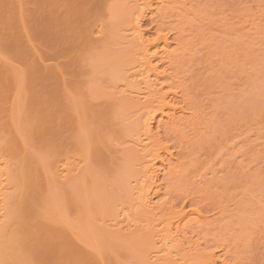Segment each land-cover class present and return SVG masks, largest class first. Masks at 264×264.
I'll use <instances>...</instances> for the list:
<instances>
[{"label": "rangeland", "instance_id": "rangeland-1", "mask_svg": "<svg viewBox=\"0 0 264 264\" xmlns=\"http://www.w3.org/2000/svg\"><path fill=\"white\" fill-rule=\"evenodd\" d=\"M135 1H83L86 12L81 18H92L88 27L94 31L97 44L89 57L80 58L77 51L51 57L50 48L59 44L54 37L39 36L41 44H33L44 61L32 71L46 93L54 92L51 98L58 108L63 109L66 102L81 106L88 98L92 109L103 115L100 121L89 115L87 118L92 125L85 130L67 122L65 140L85 141L86 154L90 158L76 162L78 170L69 175L72 179L68 184L65 179L56 182L53 207L57 211L52 209L47 215L42 213L29 222L27 237L33 235L35 228L39 229L33 244L34 258L42 264H53L60 257L72 254L76 245L86 252L100 248L115 260V264L154 263L152 254L160 246L158 243L152 244L153 240L149 239V242L143 243L144 240L135 246L117 242L113 235L124 225L111 228L112 220L120 210L129 207L131 202L126 195L131 194L134 176L140 172L139 167H134L137 156L133 148L137 137L131 133L126 139L117 138L125 126H132L140 119L138 115H131L134 110L120 108L119 100L124 90L121 77L136 69L135 59L127 55L132 28L130 15ZM181 1L187 3L184 9H175L170 4L160 6V9L164 7V18L160 23L158 20L162 15L156 14L148 15L142 21V28L149 31V37L156 35L155 30L162 29L172 44L176 39L181 42L180 47L173 45L172 48L173 70L180 90L186 96L185 101L189 102V112L198 119L194 123L185 121L187 124L179 129L163 132V141L177 155L175 159L181 158L184 165L181 170L176 169L174 173H178L173 174L174 180L171 176L168 181L164 178L158 182L163 188L161 195L165 193L163 197H153L154 202L167 201L177 211L183 208L186 212L198 210L203 222L207 218L210 224L206 220L195 227L192 222L189 232L193 233L189 235L207 251L221 255V259L225 257L228 264H264V0ZM35 8L32 3L27 5L29 11H35ZM23 41L25 39L20 45ZM4 44L8 43L4 41ZM63 47L71 48V45ZM34 53L30 52V57L24 61L26 53L19 48L2 49L0 90L7 94V105L14 100L26 104L31 99L25 88L30 84L27 82L30 71L27 61L32 56L36 58ZM77 61H80L81 73L75 66ZM58 68L63 70V82H58L61 76ZM130 68L135 69L131 71ZM9 75L18 76L21 91L16 90L10 80L7 82ZM81 81L85 88L73 92L72 84ZM116 89L121 90L120 95ZM200 116L204 121L199 120ZM3 117L4 123L10 119L7 112ZM16 130L14 134L20 135L22 130ZM3 137L0 135V145L1 141L6 144L12 141V136L4 134ZM97 150L103 152L102 162L92 158ZM46 156L43 154L44 158ZM36 158L38 171H43L52 162L50 158L45 160L38 155ZM120 169L124 172L115 175ZM16 195V180L11 174L9 191L5 193L7 214L3 229L13 224L8 207ZM76 204L83 206L82 211L87 210L86 217H76ZM2 213L0 207V215ZM139 216V219L136 217L138 221L144 219ZM64 221L68 224L71 221L78 230L73 229L71 240L65 238L61 243H54L59 231L72 230Z\"/></svg>", "mask_w": 264, "mask_h": 264}, {"label": "bare ground", "instance_id": "bare-ground-1", "mask_svg": "<svg viewBox=\"0 0 264 264\" xmlns=\"http://www.w3.org/2000/svg\"><path fill=\"white\" fill-rule=\"evenodd\" d=\"M83 1L0 0V53L2 49L4 51L16 47L26 53L24 55V61H26L30 57V52L34 53V49V55L37 58L32 56L27 61V68L30 70L27 73V82L30 84L25 89L30 93L31 99L26 104L14 100L10 103L11 106L7 105V94L0 90V135L1 138H4V134L12 136V141L7 144L1 141L2 145H0V207L4 211L0 215V264H42L34 258L36 249L33 244L38 238L39 229L35 228L33 235L27 237L29 222L39 218L42 213L47 215L52 209L57 211L53 207L56 182L65 179L68 184L72 179L69 175L78 170L79 164L76 162H85L86 158H90L86 154L85 141L65 140L64 132L69 127L67 122L71 121L75 127L85 130L92 125V121L87 118L89 115L96 117L98 121L103 118L101 112L92 109L88 98H85L87 102L81 106H73L66 102L64 108L59 109L51 98L54 92L46 93L36 80L35 72L32 71L37 64L44 61L40 50L33 45L34 42L41 44L38 40L39 36L40 38L54 37L55 42H59L60 45L53 44L52 49L50 48L51 57L63 55L68 51L70 53L77 51L80 58L89 57L92 54L97 44L93 38L94 31L88 27L92 18L90 16L86 20L81 18L86 12ZM29 3L36 5L35 11L27 9ZM168 4L175 9H184L187 6V3L181 0H136L132 16L130 15L132 28L130 36L127 35L129 39L131 38V41H128L130 47L127 55L131 56L132 60H136H133V63L137 70L130 68L134 71L128 70L131 72L130 75L120 79L124 82L122 85L124 90L118 91L119 86L116 90L119 95L120 91L122 92L121 97L119 96L122 103L120 108L134 110L131 115H138L140 119L138 118L139 120H136L132 126H125L126 129L119 133L117 138L126 139L131 133L137 137L136 141L134 140L136 147L133 148L136 149L137 163L133 162L137 165L133 166L139 167L140 172L137 171L139 175L134 176L136 179L131 184V192H129L131 194L126 195L131 202L129 207L121 209L112 220L111 228L124 225L123 228H118L113 238L114 241L133 246L141 245L144 240L143 243L149 240H153L150 242L152 244L158 243L160 246L152 254L153 264H218L220 262L228 264L223 255L224 258L221 259L222 257H219L221 255L207 251L208 249L193 241L194 238L189 235L192 232H189L192 229L190 227L198 223H206V220L208 222L207 218H204L206 220L203 222V216L198 210L192 209L189 213L183 208L177 211L176 207L167 201L158 203L156 200L154 202L153 198L160 197L163 192L162 184L159 185L158 182L171 176L174 180L173 174L178 173L174 172L184 165L180 161L181 158L175 159L177 155H174L170 146L163 141V132L179 129L184 126V123L187 124L185 121L194 123L198 120L197 116L194 117V113H190L189 102L185 101L186 96L183 94L184 91L180 90L179 81H176L178 78L173 70L175 56L172 48L173 45L180 47L181 42L176 39L172 44L162 29L155 30L156 35L151 37L150 34L149 37L147 34L149 31L145 32L146 30L142 28L143 19L148 15L163 16L164 7L160 9V6ZM162 16L159 17L160 20L157 19L158 22L163 20L164 16ZM23 39L25 41L23 45H20ZM4 41L8 44H4ZM68 44L71 48L63 47ZM75 66L81 73L80 61L75 62ZM58 69L61 73L58 82H63L65 80L63 70ZM9 80L16 90L21 91L18 76L9 75L7 82ZM81 83H73L71 90L75 92L79 88L84 89L85 84L82 81ZM110 108L114 110L112 106ZM6 112L10 119L4 123L3 116ZM201 118L203 120L204 117L200 116L199 120ZM16 128L22 130L20 135L14 134V131H17ZM98 132L99 128L95 133ZM108 140L107 134L106 144ZM98 142L105 143L104 140H98ZM76 153L80 156H74ZM43 154H47L46 158ZM36 155L45 160L50 158L52 162L43 171H38ZM92 158L96 162H102L103 152L97 150L95 154H92ZM62 163L64 164L60 166ZM123 172L124 170L120 169L114 174ZM11 174L15 177L17 192L16 199L8 207L13 224L3 229L7 214L5 193L9 191ZM74 207H77L74 209L77 218L87 216V210L82 211L83 206L79 207L76 204ZM139 211L143 216H139ZM138 216L144 219L138 221L136 219ZM120 218L122 219L119 220ZM139 222L141 224H138ZM64 223L72 227V230L65 228L59 231L54 243H61L65 238L71 240L73 229L78 230L71 221L69 224L65 221ZM82 263L115 264V260L100 248L86 252L76 245L72 254L60 257L53 264Z\"/></svg>", "mask_w": 264, "mask_h": 264}]
</instances>
